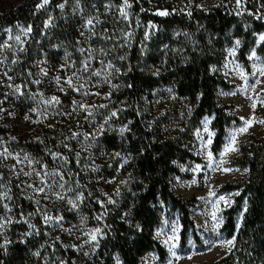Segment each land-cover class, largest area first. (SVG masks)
<instances>
[{
	"label": "rangeland",
	"instance_id": "1",
	"mask_svg": "<svg viewBox=\"0 0 264 264\" xmlns=\"http://www.w3.org/2000/svg\"><path fill=\"white\" fill-rule=\"evenodd\" d=\"M25 1L29 0H0V12ZM218 1L200 0L197 7L208 9ZM249 3L257 11L264 10V0ZM144 7L158 14L166 12L157 9L155 0H147ZM40 8L47 14L33 51L27 53L34 58L26 71L20 65L31 29L17 24L0 34V108L4 109L0 125L8 132L7 137L0 135V160L7 172L5 176L0 171V249L4 250L14 221L13 195H19L35 207V214L24 212L22 218L27 235H38L35 217L42 219L45 227L47 242L35 250L41 257L38 264H65L57 251L70 249L89 256L104 236V221L86 214L85 204L97 203L108 210L124 180L119 175L129 154L107 151L100 141L106 133L124 135L128 131V105L118 93L131 51L139 52L143 61L149 55L157 57L142 62L141 68L148 67L154 76L166 79L138 103L147 127L160 133H183L190 108L167 78L172 71L167 65L178 62L191 45V37L174 27L167 32L170 43L154 52L150 45L161 29L144 21L125 1L63 0L55 12L47 10L48 3ZM54 13L74 23L75 44L51 41L46 30L53 25ZM240 22L242 32L232 29L221 39L220 61L210 66L224 82L215 91V104L231 117L221 145L214 149V114L207 113L183 142L189 156L176 162L178 172L170 180L190 222L186 223L185 215L171 203L160 201L162 214L153 237L165 255L149 251L141 264H214L233 247L234 238L224 225L240 191L224 186L247 177L241 149L264 135V123H260L264 121V30L253 31L245 17ZM242 128L247 131L241 132ZM24 141L46 145L52 163L27 150ZM53 141L61 144L65 153L55 150ZM230 146L236 150L226 151ZM238 207L234 214L237 225L246 209L245 198Z\"/></svg>",
	"mask_w": 264,
	"mask_h": 264
},
{
	"label": "trees",
	"instance_id": "2",
	"mask_svg": "<svg viewBox=\"0 0 264 264\" xmlns=\"http://www.w3.org/2000/svg\"><path fill=\"white\" fill-rule=\"evenodd\" d=\"M42 1H25L0 12V34L4 28L17 24L31 29L26 55L24 54L23 64L20 65L22 71H26L29 62L33 60L34 56L27 53L33 51L41 27L43 29L47 11L38 7ZM61 1L63 0H48L50 8L47 10L55 12L56 5ZM155 1L157 9L166 11L167 15H159L145 8L147 0H127V3L144 21L161 29L150 45L154 52H160L162 46L170 43L167 32L174 27L181 28L191 37V45L187 46L178 62L167 65L168 70L172 69L167 78H171L178 95L187 100L190 108L187 128L183 133L169 134L147 127L138 103L144 94L166 79L165 76H154L148 67L141 68L142 62L147 64L150 59L155 61L157 57L149 55L143 61L140 53L132 50L129 67L118 93V98L125 99L128 105V131L124 135L115 131L106 133L100 141L107 151L129 154V161L119 175L124 180L116 200L107 205L108 210L97 203L85 204L86 214L104 221V236L89 256L70 249L57 251L62 254L65 264H141L142 256L149 251L155 250L159 257L165 255V251L153 237L162 214L160 201L171 203L185 215V222H190L184 205L170 188L171 177L178 172L176 162L189 156L183 142L190 138L188 134L197 127L205 114L213 113V126L216 129L214 149H218L225 125L231 118L216 106L214 100L217 87L224 84L210 68L211 64L217 65L220 61L221 39H225L232 29L242 32V17L247 18L253 31L264 30V10L257 11L249 3L251 0H219L208 9L197 7L200 0H185L184 4L180 0ZM46 31H50L49 38L53 42L76 43V28L68 17L54 13L53 25ZM7 134V129L0 125V135L7 137ZM22 145L46 163H52L43 143L24 141ZM51 145L55 150L65 153L58 142L53 141ZM241 151V164L247 169V177L239 183L224 186L240 191L237 203L228 211L224 225L227 234L234 238V244L231 251L214 264H264V135L252 141L249 146L242 147ZM0 171L7 176L1 160ZM13 196L16 203L14 221L8 233L7 244L4 250L0 249V264H38L41 257L36 255L35 250L47 242L43 221L35 217L38 235L28 236V227L22 218L24 212L35 214V207L29 200L19 195ZM243 198L246 200V209L241 223L237 225L234 214Z\"/></svg>",
	"mask_w": 264,
	"mask_h": 264
},
{
	"label": "snow or ice",
	"instance_id": "3",
	"mask_svg": "<svg viewBox=\"0 0 264 264\" xmlns=\"http://www.w3.org/2000/svg\"><path fill=\"white\" fill-rule=\"evenodd\" d=\"M47 3H48V0H43V3L41 5H38V7H44V5L47 4ZM125 4H127V0H125ZM60 7H63V5H60ZM159 14L160 15H167L168 13L161 12ZM121 15L122 16H126L127 14L125 12H121ZM87 23L89 25H92L93 21L89 20ZM28 30L30 31V28ZM17 39H19V37H17ZM261 39L264 40V36H262ZM85 69H87V64H85ZM4 75H7V73H4ZM96 75H99V73H96ZM9 79H11V78L9 77ZM67 83L71 84V80H68ZM16 91H19V89L17 88ZM52 100L56 101V98L53 97ZM56 102H58V101H56ZM2 103H3V101H0V104H2ZM0 111H4V109L0 108ZM113 115H115V113H113ZM260 123H264V121H260ZM240 131L241 132H245V131H247V128H242V129H240ZM235 150L236 149L234 147H231V146L228 149H226V151H235ZM0 155H2V154H0ZM224 170L227 171V169H224ZM40 191H43V189H40ZM92 239L95 240V236H93Z\"/></svg>",
	"mask_w": 264,
	"mask_h": 264
}]
</instances>
